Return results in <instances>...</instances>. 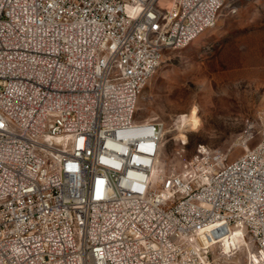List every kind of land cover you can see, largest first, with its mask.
I'll use <instances>...</instances> for the list:
<instances>
[{
  "label": "built area",
  "instance_id": "obj_1",
  "mask_svg": "<svg viewBox=\"0 0 264 264\" xmlns=\"http://www.w3.org/2000/svg\"><path fill=\"white\" fill-rule=\"evenodd\" d=\"M214 5L0 0V264H215L235 231L264 264V120L233 160L210 148L165 169L164 122L135 118L143 78L173 40L217 19ZM189 11L195 22L173 29Z\"/></svg>",
  "mask_w": 264,
  "mask_h": 264
},
{
  "label": "rangeland",
  "instance_id": "obj_2",
  "mask_svg": "<svg viewBox=\"0 0 264 264\" xmlns=\"http://www.w3.org/2000/svg\"><path fill=\"white\" fill-rule=\"evenodd\" d=\"M217 16L191 42L165 51L139 94L135 118L165 124L158 158L165 169H178L201 146L233 160L256 141L250 129L264 115V0H225ZM252 250L235 231L212 256L215 264H251Z\"/></svg>",
  "mask_w": 264,
  "mask_h": 264
},
{
  "label": "bare ground",
  "instance_id": "obj_3",
  "mask_svg": "<svg viewBox=\"0 0 264 264\" xmlns=\"http://www.w3.org/2000/svg\"><path fill=\"white\" fill-rule=\"evenodd\" d=\"M225 0H218V5H214V16L218 15V12L223 7ZM131 14L133 17H141V5H131ZM197 18V11H189L178 12L173 18V29H183L186 23H194ZM216 22V19H204L202 20V27L197 28L195 33H189L181 40H173L169 46L165 48V51L170 49H177L185 46L189 42H191L194 38H196L199 34H201L204 30L212 27ZM136 52L147 53L148 52V44H137ZM148 78H143L142 87L145 85ZM119 99H126V92H119ZM56 94H46V102H55ZM46 114H59V107H46ZM190 115H187L181 122L183 126H186L190 123ZM264 120V115L263 119ZM143 125H150V119H143ZM50 128V120H42L41 121V130L42 132H49ZM164 132V130H163ZM120 133L128 134V124L120 123ZM139 127H131V135H138ZM72 142V134H64V143ZM197 152H210V150L206 147L201 146L198 148ZM264 155V148H263ZM159 158V157H158ZM59 174H69V166H59ZM238 232V231H236ZM237 237V236H236ZM228 239V236L226 237ZM226 245V243H225Z\"/></svg>",
  "mask_w": 264,
  "mask_h": 264
}]
</instances>
